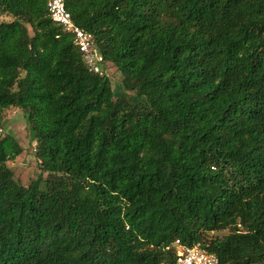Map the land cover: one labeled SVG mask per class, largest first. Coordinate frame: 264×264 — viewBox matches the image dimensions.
I'll list each match as a JSON object with an SVG mask.
<instances>
[{"label": "trees", "instance_id": "16d2710c", "mask_svg": "<svg viewBox=\"0 0 264 264\" xmlns=\"http://www.w3.org/2000/svg\"><path fill=\"white\" fill-rule=\"evenodd\" d=\"M65 5L103 74L47 0H0V119L23 111L40 160L20 184L0 135V264H177V242L264 264V0Z\"/></svg>", "mask_w": 264, "mask_h": 264}, {"label": "rangeland", "instance_id": "374dc122", "mask_svg": "<svg viewBox=\"0 0 264 264\" xmlns=\"http://www.w3.org/2000/svg\"><path fill=\"white\" fill-rule=\"evenodd\" d=\"M12 17L6 14H0V23L11 21ZM105 71L110 78L112 87L116 94L120 95L122 91V75L112 64L105 66ZM12 134L17 137L24 151L15 160L8 164L14 170L15 179L23 185H29L32 180L37 178L40 173L39 157L36 155L35 147L37 146L32 131L28 127L27 120L22 110L16 107L5 109L0 119V135ZM227 231L213 233V235L222 236Z\"/></svg>", "mask_w": 264, "mask_h": 264}, {"label": "built area", "instance_id": "2783aa9c", "mask_svg": "<svg viewBox=\"0 0 264 264\" xmlns=\"http://www.w3.org/2000/svg\"><path fill=\"white\" fill-rule=\"evenodd\" d=\"M48 11L52 20L74 35L75 43L83 54L88 69L96 74H103V56L95 47L92 34L78 26L65 0H47ZM177 264H219L218 256L204 249L199 243L189 247L175 243Z\"/></svg>", "mask_w": 264, "mask_h": 264}]
</instances>
